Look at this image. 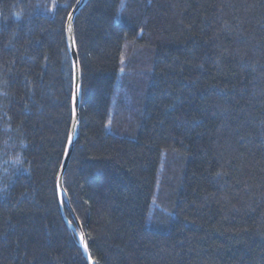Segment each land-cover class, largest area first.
I'll use <instances>...</instances> for the list:
<instances>
[{
	"label": "trees",
	"instance_id": "trees-1",
	"mask_svg": "<svg viewBox=\"0 0 264 264\" xmlns=\"http://www.w3.org/2000/svg\"><path fill=\"white\" fill-rule=\"evenodd\" d=\"M78 1L0 0V264H89ZM75 37L94 262L264 264V0H89Z\"/></svg>",
	"mask_w": 264,
	"mask_h": 264
},
{
	"label": "water",
	"instance_id": "water-1",
	"mask_svg": "<svg viewBox=\"0 0 264 264\" xmlns=\"http://www.w3.org/2000/svg\"><path fill=\"white\" fill-rule=\"evenodd\" d=\"M89 0H79L74 8L71 10L70 15L67 20V26H66V39H67V46L70 54V58L72 61L73 66V98H72V113H73V120H72V126L71 131L69 134L68 142L66 151L64 154V159L61 165V168L59 170V174L57 177V194H58V200H59V206L61 210V214L65 220V222L69 225L71 231L75 233L78 242L79 247L82 250L84 256L87 258L89 264H96L94 260L92 259L88 242L86 239V236L83 232V229L78 222V219L76 217V214L74 213L71 203L69 201V198L67 196V192L65 190L64 186V176L66 173V170L68 168L70 159L72 157V154L74 152L78 137H79V128H80V106H81V100H82V69L78 54V48H77V42L75 37V19L78 15V13L84 8V6L88 3ZM64 203L67 206V208L72 213L74 219L78 223L79 230H76L75 227L70 223L69 219L67 218L65 211H64Z\"/></svg>",
	"mask_w": 264,
	"mask_h": 264
},
{
	"label": "rangeland",
	"instance_id": "rangeland-1",
	"mask_svg": "<svg viewBox=\"0 0 264 264\" xmlns=\"http://www.w3.org/2000/svg\"><path fill=\"white\" fill-rule=\"evenodd\" d=\"M53 2H54V0H52V2L48 4V12H49V13L53 10ZM121 13H123V10L121 11ZM132 66L134 67V69L139 70L138 67H137L135 64H134V65L132 64V65H129V66H125V67H126V68H127V67L132 68ZM127 69H128V68H127ZM124 71H125V68H124ZM120 96L124 97V99L126 100V102L129 103V98H128V96L126 95L125 92L117 91V96H116V98H119ZM118 116H119V115L116 114V115L111 119V121H110V125H111V126L114 125V122H115V120H116V118H117Z\"/></svg>",
	"mask_w": 264,
	"mask_h": 264
},
{
	"label": "snow or ice",
	"instance_id": "snow-or-ice-1",
	"mask_svg": "<svg viewBox=\"0 0 264 264\" xmlns=\"http://www.w3.org/2000/svg\"><path fill=\"white\" fill-rule=\"evenodd\" d=\"M121 7H123V5H121Z\"/></svg>",
	"mask_w": 264,
	"mask_h": 264
},
{
	"label": "bare ground",
	"instance_id": "bare-ground-1",
	"mask_svg": "<svg viewBox=\"0 0 264 264\" xmlns=\"http://www.w3.org/2000/svg\"><path fill=\"white\" fill-rule=\"evenodd\" d=\"M88 2H89V1H88ZM85 6H86V5H85ZM85 6H84V7H85Z\"/></svg>",
	"mask_w": 264,
	"mask_h": 264
}]
</instances>
